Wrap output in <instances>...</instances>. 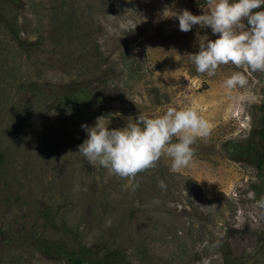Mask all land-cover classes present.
<instances>
[{
	"label": "rangeland",
	"instance_id": "obj_1",
	"mask_svg": "<svg viewBox=\"0 0 264 264\" xmlns=\"http://www.w3.org/2000/svg\"><path fill=\"white\" fill-rule=\"evenodd\" d=\"M205 7L198 0H0V264H72L38 240L97 254L122 249L128 264H264L257 164L264 72L247 71L246 88L229 96L224 79L245 69L221 65L208 76L189 56L216 34L199 25L182 32L178 20L162 18L170 9L200 15ZM80 89L90 97L60 106L63 94L77 97ZM248 91L250 98H233ZM173 106L194 107L211 128L179 172L162 156L129 180L78 151L82 123L103 116L121 128Z\"/></svg>",
	"mask_w": 264,
	"mask_h": 264
},
{
	"label": "clouds",
	"instance_id": "obj_2",
	"mask_svg": "<svg viewBox=\"0 0 264 264\" xmlns=\"http://www.w3.org/2000/svg\"><path fill=\"white\" fill-rule=\"evenodd\" d=\"M162 18L178 20L182 32L199 25L216 34L214 40L206 37L198 41L199 50L189 56L196 71L208 76L215 75L221 65L244 68L245 71H233L224 79L223 87L229 96L233 90L246 88L247 71L264 72V0H206L200 15L187 8L170 9V14H163ZM250 97L248 91L233 98ZM81 128L86 139L78 145V151L89 163H98L110 173L129 180L155 167L162 156L171 159L173 172L188 167L194 155L192 145L211 132L208 121L191 106L168 107L154 117L140 114L128 119L121 128H110L100 116L94 125L82 123ZM159 185L166 188L162 180Z\"/></svg>",
	"mask_w": 264,
	"mask_h": 264
},
{
	"label": "trees",
	"instance_id": "obj_3",
	"mask_svg": "<svg viewBox=\"0 0 264 264\" xmlns=\"http://www.w3.org/2000/svg\"><path fill=\"white\" fill-rule=\"evenodd\" d=\"M198 1L199 4L206 5V0H198ZM6 26L8 27V30L11 33V39L16 41L19 46L24 47L25 41L19 36L13 24L10 22H6ZM79 91L81 92L78 93L77 97L76 95H73V93L71 92L67 94H63L62 100L60 101V106L64 105L66 101L75 102V100L76 101L79 100L78 98L82 96V93L83 94L89 93V91H87L86 89H80ZM87 96L90 97L89 94ZM89 103H92V101H89ZM261 111H262V117H261L262 122L258 134L263 144V154L262 157L258 158L257 164L258 167L264 169V101L261 104ZM36 245L42 251L60 257L62 259H65L66 261L72 264H128L124 251L122 249H115V250L111 249L102 254H97L86 248L73 249L61 244L60 242H49L47 240H38L36 242Z\"/></svg>",
	"mask_w": 264,
	"mask_h": 264
}]
</instances>
